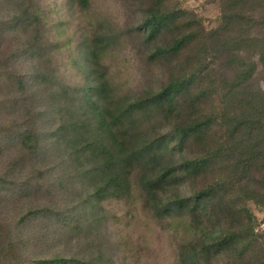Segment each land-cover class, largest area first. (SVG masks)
I'll return each mask as SVG.
<instances>
[{
	"label": "trees",
	"instance_id": "obj_1",
	"mask_svg": "<svg viewBox=\"0 0 264 264\" xmlns=\"http://www.w3.org/2000/svg\"><path fill=\"white\" fill-rule=\"evenodd\" d=\"M95 1L0 0V264H132L115 203L177 264H264V0Z\"/></svg>",
	"mask_w": 264,
	"mask_h": 264
},
{
	"label": "rangeland",
	"instance_id": "obj_2",
	"mask_svg": "<svg viewBox=\"0 0 264 264\" xmlns=\"http://www.w3.org/2000/svg\"><path fill=\"white\" fill-rule=\"evenodd\" d=\"M55 0H53L54 3ZM61 2L62 0H56ZM49 2L48 9L49 15L52 18H56V14L61 15L62 13L58 11L57 13L52 14V6L54 4ZM111 7L115 9L116 0H107V2H103V0H96L95 4L92 6L91 10L86 15L85 19H94L97 13V9L103 7ZM182 6L187 9L195 10L198 15L202 18L204 25L207 28H211L217 24L219 10L215 4L207 3L204 0H182ZM59 9L60 6H57ZM13 9L10 6H5L2 13H12ZM84 20V17H83ZM259 84L264 88V74H261L258 78ZM0 166L1 163H0ZM24 181L25 178L21 177ZM115 208H117L118 217L113 222L115 225V230L118 232V241L114 239L112 236L110 239L112 241L115 240L113 244L118 243V249L114 251V257H127V262H131L132 264H177L175 259L176 255V236L174 230L162 229L153 224V222L149 218H144L142 213L138 210L131 209L127 212V214H122L121 204L115 203ZM252 209L259 220L264 218L263 211L258 209L252 205ZM132 215V216H131ZM264 226V222L262 223ZM141 246V247H140ZM149 250L153 249L154 256H144L137 255L136 250L144 248L146 251L147 248Z\"/></svg>",
	"mask_w": 264,
	"mask_h": 264
}]
</instances>
